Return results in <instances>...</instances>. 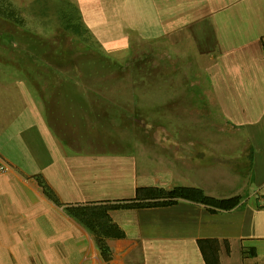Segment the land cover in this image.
<instances>
[{
	"label": "crops",
	"instance_id": "1",
	"mask_svg": "<svg viewBox=\"0 0 264 264\" xmlns=\"http://www.w3.org/2000/svg\"><path fill=\"white\" fill-rule=\"evenodd\" d=\"M70 1L113 59H127L134 45L149 44L161 46L162 60L178 62L179 70L184 63L192 83L148 87L146 99L160 92L163 106L178 99L189 108H217L222 123L247 134L250 162L243 165L237 161L242 153L211 147L195 132L164 134L155 139L162 143L142 149L74 146L71 140L81 134L53 127L46 102L20 81L13 102L0 101V157L6 163L0 172V264H206L203 250L209 264H264V0ZM166 68L169 75L173 68ZM175 186L215 198L238 195L240 201L215 211L183 198L110 209L123 235L105 237L108 260L93 233L66 211L69 205L129 200L138 187Z\"/></svg>",
	"mask_w": 264,
	"mask_h": 264
},
{
	"label": "rangeland",
	"instance_id": "2",
	"mask_svg": "<svg viewBox=\"0 0 264 264\" xmlns=\"http://www.w3.org/2000/svg\"><path fill=\"white\" fill-rule=\"evenodd\" d=\"M5 1L10 3L6 9L11 10L12 19L0 16V101L13 102V87L20 81L31 86L46 102L53 127L66 128L72 137L81 134L76 137L83 139L71 140L74 146L84 142L97 150L142 149L162 143L155 139L164 134L195 132L210 139L211 147L242 153L237 161L249 165L247 134L222 123L217 108H189L187 101L178 99L172 107L163 106L160 92L149 95L156 99H146L148 87L159 90L163 84L194 81L186 75L183 62L179 70L178 62L162 60L161 46L134 45L127 59L109 58L84 29L79 8L72 1ZM167 65L173 68L169 75L168 68L163 69ZM211 171H203L206 179Z\"/></svg>",
	"mask_w": 264,
	"mask_h": 264
},
{
	"label": "trees",
	"instance_id": "3",
	"mask_svg": "<svg viewBox=\"0 0 264 264\" xmlns=\"http://www.w3.org/2000/svg\"><path fill=\"white\" fill-rule=\"evenodd\" d=\"M63 2L66 3L71 1L57 0L56 3ZM8 5H10L8 1L0 0V16L7 19H12L11 10L6 9ZM83 25L87 33L90 34L84 23ZM74 31L76 32V28ZM40 183L42 184L47 196L56 201V198L51 193V191L42 183V181H40ZM180 198L207 205L210 211L219 209L228 210L235 207L240 201V196L238 195L229 198H215L213 196L205 195L200 189L185 186H175L171 189H165L163 187H138L136 189L135 196L132 199L121 200L113 203L69 205L66 206V211L72 214L93 233L103 259L108 260L109 248L105 243V237L123 235V232L117 227V225L111 222V218L109 216L110 209L171 205L176 203ZM202 254L205 263L209 264L206 254H204V250Z\"/></svg>",
	"mask_w": 264,
	"mask_h": 264
},
{
	"label": "built area",
	"instance_id": "4",
	"mask_svg": "<svg viewBox=\"0 0 264 264\" xmlns=\"http://www.w3.org/2000/svg\"><path fill=\"white\" fill-rule=\"evenodd\" d=\"M6 169V163L0 157V172Z\"/></svg>",
	"mask_w": 264,
	"mask_h": 264
}]
</instances>
